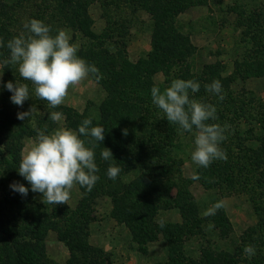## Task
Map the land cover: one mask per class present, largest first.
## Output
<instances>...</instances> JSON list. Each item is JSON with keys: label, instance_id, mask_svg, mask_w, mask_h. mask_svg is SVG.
Segmentation results:
<instances>
[{"label": "trees", "instance_id": "trees-1", "mask_svg": "<svg viewBox=\"0 0 264 264\" xmlns=\"http://www.w3.org/2000/svg\"><path fill=\"white\" fill-rule=\"evenodd\" d=\"M11 1L14 3L0 0V38L4 44L18 35L15 31L17 27L24 30L23 22L30 18L46 20L45 23L53 30L68 28L74 34L79 32L86 37L87 44L81 45L78 55L100 69L102 78L98 81L93 79L103 87L106 96L96 117L72 112L70 115L69 112L67 120L75 129L83 119L89 118L94 125H102L105 133L102 144L94 150L100 177L94 185L97 187L92 188L89 196L75 209L65 203L49 204L42 194L31 190L27 196H22L9 185L19 182L28 187V182L18 174L17 168L23 149L22 141L34 138L36 129L17 119L19 106L10 101L11 93L1 89L0 264H55L49 259L46 249V239L51 232L56 233L58 240L70 252L66 264H110L109 255L90 244V229L96 219L94 206L102 195L111 199L110 217L128 229L138 249L163 237L167 246L164 264H264V118H259L264 116V103H257L259 110H254L258 111L254 116L244 98L249 93L245 89L237 91L232 86L237 81L235 77L222 76V101L207 93L204 85L223 75V70L217 66L204 68L211 81L198 77L193 79L201 84L195 97L215 104L219 123L230 125L227 138L221 145L227 159L217 160L211 170L199 168L198 181L205 184L207 177H213L219 184L218 179H222L225 188L249 196L259 222L241 236V243L232 252L205 248L196 260L184 250V236L192 233L202 222H212L219 229L221 238L223 235L227 239L232 233V225L224 213L219 210L210 218H202L197 205L187 202L190 200L185 195L178 193L172 196L173 180L165 178L174 171V166L180 164L170 155L182 130L164 119L151 103L150 89L154 85L152 78L159 73L168 76L175 67L190 71L186 62L193 55L194 48L189 39L175 28L176 17L185 11V6H182L185 1L165 0V7L157 9L154 49L146 60L133 66L126 59V45L122 42L127 37L125 29L116 24L117 27H108L101 35L91 34V0H41L40 5L36 2L31 7L28 0ZM188 1L193 5L196 0ZM261 34L264 35V31ZM258 40L259 37L253 39V43ZM8 55V49L0 47L4 82L17 80L28 83L31 90V83L22 80L15 65L3 64ZM259 56L255 63L250 61L244 66L237 65L236 75L241 77V81L264 77V54L260 53ZM26 101H30V98ZM249 102L255 103L256 100L252 98ZM64 115L68 116V113ZM245 124L250 127L246 128ZM103 147L112 151L115 163L121 169L115 180L105 175L108 165L100 157ZM127 178L128 181H124ZM176 182L183 184V181ZM38 195L42 200L36 198ZM164 208H177L184 223L161 227L156 217ZM247 244L256 248V255L250 259L243 254Z\"/></svg>", "mask_w": 264, "mask_h": 264}, {"label": "rangeland", "instance_id": "rangeland-1", "mask_svg": "<svg viewBox=\"0 0 264 264\" xmlns=\"http://www.w3.org/2000/svg\"><path fill=\"white\" fill-rule=\"evenodd\" d=\"M4 1L14 3L11 0ZM28 1L29 7L36 2L39 5L41 3V0ZM184 1L182 6H185V11L176 17L175 28L189 39L194 48L193 55L186 62L190 71L185 72L183 69L175 67L168 76L159 73L152 78V81L163 89L174 78L187 80L198 77L205 80L209 77L204 68L217 66L223 70V75L216 79L221 81L222 76L237 78L235 85L232 84V86L237 91L241 92L245 89L249 93L248 96H244L248 102L247 108L256 116L258 111L254 110H259L258 106L256 107L257 103H264V77H254L241 81V77L236 75V70L238 64L244 66L250 61L255 63L261 57L259 56L260 53L264 54V35L261 34L264 31V0H205L204 2L196 0L193 5L188 0ZM91 3L89 15L93 25L90 26L89 30L93 36L101 35L108 27L115 28L117 24L121 29L127 31V37L122 39L126 45L127 61L133 66L149 57L154 49L153 35L155 20L158 18L155 12L158 8L165 7L167 1L91 0ZM32 13L35 14V11L32 10ZM65 29L70 32L72 39L76 36L74 43L78 45V49L82 44H87L86 37L81 33L74 34L71 29ZM15 31L19 34L24 30L17 27ZM257 37L260 38V41L253 43V39ZM110 46L112 49L113 45ZM203 73L204 75H202ZM0 75H2L0 79L4 81L1 64ZM105 96L103 87L92 76H89L77 85L70 87L63 103L55 109L50 108L47 101L35 97L30 90V101H25L22 106H19V112L28 111L34 106L36 110L23 121L36 129L37 134V129L51 131L59 124L71 127L67 119L72 113L85 114L91 118L96 117ZM252 98L256 100L255 103L249 102ZM52 111L61 112L62 121L56 123L51 121L49 114ZM64 113H68V116H65ZM259 118H264V116ZM216 122L219 123V119ZM245 127L249 128L250 126L245 124ZM34 138H26L22 141V151L28 149L29 141L34 140ZM192 140L191 134L179 132L170 158L180 164L174 166V171L165 177L169 181L173 180L170 193L172 196L178 193L185 195L186 199L190 200L187 202L197 205L202 218H210L220 210L232 225V233L227 239H224L223 235L221 238L219 229L212 222H202L200 226L192 230V233L184 236L186 254L192 259L198 260L205 248L232 252L241 243V236L247 230L257 226L259 216L250 197L225 188L222 185V179H218L219 184L213 177H207L205 184L192 179V176L197 174L199 170L190 160V151L193 147ZM212 164L208 170H211ZM166 179H163L164 182H167ZM124 181H128V178ZM176 181H183V184ZM208 181L210 182L208 183ZM105 186L110 187L111 185L106 184ZM96 187L93 186V189ZM89 193L90 191L87 193L85 188L74 185L71 189L70 199L65 204L71 209H75L78 203L89 196ZM36 198L42 200L39 195ZM1 200L2 190L0 188V202ZM96 202L97 204L94 206L96 219L90 229L91 242L94 247L102 249L109 255L110 264L165 263L167 246L162 240V236L159 241L138 249L139 247L132 242L128 229L110 217L112 212L111 199L102 195ZM217 203L221 207L215 209L214 214L206 215V212L213 209ZM156 222L159 224L163 222V225L172 226L183 224L184 220L177 208H164L158 213ZM46 245L52 260L49 259L53 262L54 260L58 263L63 262L62 256L67 251L65 244L58 240L56 233L51 232L48 235Z\"/></svg>", "mask_w": 264, "mask_h": 264}, {"label": "clouds", "instance_id": "clouds-1", "mask_svg": "<svg viewBox=\"0 0 264 264\" xmlns=\"http://www.w3.org/2000/svg\"><path fill=\"white\" fill-rule=\"evenodd\" d=\"M23 29L6 44L0 41V47H6L9 52L3 64L15 65L22 80L31 83V93L47 101L50 108L61 105L69 88L82 80L89 76L97 81L102 78L98 67L78 55V45L72 41L68 30H53L49 24L37 18L25 20ZM200 87L197 80L174 78L163 89L154 84L150 97L164 119L192 135L190 160L198 168L206 169L214 161L227 159L221 145L227 138L230 125L216 122L215 104L195 97ZM0 88L11 93L10 101L17 106H22L30 98L28 83L17 80L4 82L0 79ZM204 88L218 101L224 99L220 80L213 79ZM35 110L32 106L28 111L18 112L17 119L24 120ZM62 118L59 111L49 114V119L54 123L62 121ZM104 133L103 126L94 125L89 118L83 119L75 129L63 124L51 131L37 129L28 149L21 152L17 168L18 174L28 182V187L19 182H12L9 187L22 196H27L29 190L40 193L47 203L54 205L66 203L74 185L91 191L100 179L94 150L102 144ZM100 157L108 165L106 177L117 179L121 169L115 163L112 151L103 147ZM199 178L198 174L192 176L193 180ZM220 207L217 203L206 215L214 214V210ZM160 226L163 227V222ZM243 254L250 259L256 255V248L247 244Z\"/></svg>", "mask_w": 264, "mask_h": 264}, {"label": "crops", "instance_id": "crops-1", "mask_svg": "<svg viewBox=\"0 0 264 264\" xmlns=\"http://www.w3.org/2000/svg\"><path fill=\"white\" fill-rule=\"evenodd\" d=\"M1 41V40H0ZM90 243L93 245V243L91 242V237H90ZM65 246V245H64ZM66 247V246H65ZM46 249H47V255H48V257L50 258V255H49V249H48V246L46 245ZM66 254L64 255V256H62V258H63V262H61V263H58V262H56L55 260H54V262L55 263H57V264H66L67 263V261H68V259H69V257H70V252H69V250H68V248L66 247ZM51 259V258H50ZM52 260V259H51Z\"/></svg>", "mask_w": 264, "mask_h": 264}]
</instances>
